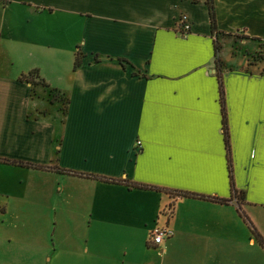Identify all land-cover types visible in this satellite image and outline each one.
Listing matches in <instances>:
<instances>
[{
    "label": "crops",
    "instance_id": "obj_1",
    "mask_svg": "<svg viewBox=\"0 0 264 264\" xmlns=\"http://www.w3.org/2000/svg\"><path fill=\"white\" fill-rule=\"evenodd\" d=\"M213 6L216 31L204 0H0V264H139L165 225L162 256L199 242L190 264H264L258 240L230 230L245 224L232 181L264 240V0ZM33 70L65 106L19 81Z\"/></svg>",
    "mask_w": 264,
    "mask_h": 264
},
{
    "label": "trees",
    "instance_id": "obj_2",
    "mask_svg": "<svg viewBox=\"0 0 264 264\" xmlns=\"http://www.w3.org/2000/svg\"><path fill=\"white\" fill-rule=\"evenodd\" d=\"M201 0H193L194 3H199ZM208 9H209V12H210V17H211V26H212V29L213 31H216L217 30V27H216V14H215V11H214V0H204ZM219 35V34H218ZM263 46H264V43H263ZM219 52H221V46L219 45V43H216V56H217V65L218 66H221L222 63H221V60L218 56ZM260 54V55H259ZM253 57V65H255L256 63L258 62H263L264 61V52H260V53H257L255 56H252ZM83 57L80 55V53L77 52L76 54V57H75V62L73 63V69L74 70H77L80 68L81 64L83 63ZM20 82H27L29 83V85H31L32 87V92H36V87H41V88H44L45 91L47 92V96L48 98L50 99V102L51 103H59L61 104V106H65L67 104V100L64 96V94H61V91L57 90V89H53L51 88L47 83H45V80L41 77L40 73L38 70H33L32 72H29L28 75H23L22 77H20L19 79ZM222 82H220V96H221V100H220V103H221V106H222V113H223V126H224V139H225V142H226V149H227V155H228V158H229V163H228V167L230 169V176H231V179L233 180V177H232V171H231V154H230V139H229V127H228V123H227V112H226V108H225V103H224V100H225V97H224V91H223V86H222ZM2 161V160H0ZM5 161V160H3ZM7 162V160L5 161ZM13 164H19V163H13ZM20 165H24L22 163H20ZM27 165V164H26ZM29 167H33L35 169H43V170H46V168H44L43 166H33V165H27ZM69 173L70 175H74L75 177H83L85 175L83 174H79V173H74L73 171H70V172H67ZM86 177H90V175L86 176ZM91 178V177H90ZM92 178H95V179H100V180H104L106 182H122V181H118V180H111V179H106V178H101V177H92ZM124 184H127V186L129 187H137L136 185L134 184H129L128 182L124 181L122 182ZM231 185H232V193H233V197H236L237 199V202H238V205H239V215L245 220V222L248 224V227H250V231L251 233L253 234V236L258 240V242L260 243L259 245L261 247H263L264 249V240H263V237L258 233V231L255 229V226L253 225V223L249 220L248 216H246L242 210V204L244 203V195L243 194H240L238 193V191L235 189L234 185H233V182L231 181ZM137 188H141V187H137ZM182 196H185V197H195V198H201V200H209V201H215L217 203H222V204H226L228 203L230 200H220V199H217L216 197H204V196H201V195H189V194H183ZM169 209H172L171 210V214L168 215V218L171 219L172 216H173V209H174V206L173 205H170V207H168ZM161 215L164 216L163 213H161ZM168 219V220H169ZM148 246L150 247V245L148 244Z\"/></svg>",
    "mask_w": 264,
    "mask_h": 264
},
{
    "label": "rangeland",
    "instance_id": "obj_3",
    "mask_svg": "<svg viewBox=\"0 0 264 264\" xmlns=\"http://www.w3.org/2000/svg\"><path fill=\"white\" fill-rule=\"evenodd\" d=\"M241 57H242V55L240 54L238 59H241ZM64 61L65 62H63V64L65 65V63L67 62V57L64 58ZM194 206H196V207H194V210L190 207V205H188L187 207H185V206L183 207L182 215H183L185 220H188V217L200 219L203 216L201 209L198 207L199 205H194ZM192 210H193V213H192ZM243 213L246 216H248V214L246 212H243ZM257 214H260V213H257ZM161 217L166 218L165 216H161ZM38 218H40V216ZM164 218H163V220H164ZM5 220L8 221L9 217H7ZM163 220H161V221L163 222ZM241 222L244 224L245 220L241 219ZM163 223H165V222H163ZM230 226H231L230 227L231 232H238V230L243 231L246 235L245 241H247V242L249 241V238L247 237V235L250 234L251 238H255L249 229L250 227L248 228V224L246 222H245L244 226L241 223H240L239 227H237L236 223L234 225L231 224ZM39 227H40V225H36V232H39ZM0 231L6 232V234L8 232L4 228H0ZM32 232H33V229L31 227L25 226V224L16 225V227L12 230V234H18V233L30 234ZM55 233H56L55 234L56 236L54 238L56 240H58L59 237L66 236L68 234V230L59 226L58 228H56ZM147 236H148L147 237V239H148L147 242H148L149 240H151V232L150 231L148 232ZM17 245H18V243L14 239V247ZM228 245H231V242ZM199 247H201L199 242L196 243V249L191 248V245H188V246L187 245H184V246L179 245V246H176V248H173L170 253H168V254L166 253L164 256H162L163 254L160 253L161 248L156 249V248L151 247L150 249H147L146 244H144L143 245L144 252H143V254L137 256V258H138L137 261L139 262V264H177V263L186 264V262L189 260L188 263L190 264V258H191L192 254L196 253V251H198L199 253L202 254V251ZM229 252H230V250H229ZM52 264H68V261L66 259L60 260L59 258H55L53 260Z\"/></svg>",
    "mask_w": 264,
    "mask_h": 264
},
{
    "label": "built area",
    "instance_id": "obj_4",
    "mask_svg": "<svg viewBox=\"0 0 264 264\" xmlns=\"http://www.w3.org/2000/svg\"><path fill=\"white\" fill-rule=\"evenodd\" d=\"M180 25L182 28V31L184 34H187L191 32V25L188 22V17L184 16L182 19H180ZM138 147L140 148L141 143L138 141ZM170 207V206H168ZM167 207L162 213L164 216L168 218V215L171 214V210ZM174 237V231L168 227V225L165 226H157L151 231V240H149V244L152 248L160 249L165 244L166 241L171 240Z\"/></svg>",
    "mask_w": 264,
    "mask_h": 264
}]
</instances>
